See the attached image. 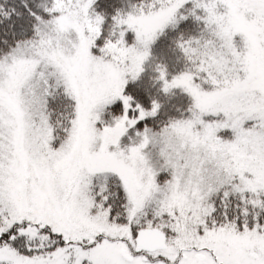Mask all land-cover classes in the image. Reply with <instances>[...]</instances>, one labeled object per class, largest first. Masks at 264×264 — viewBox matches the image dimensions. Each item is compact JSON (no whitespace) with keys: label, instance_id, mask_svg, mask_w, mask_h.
I'll return each mask as SVG.
<instances>
[{"label":"snow or ice","instance_id":"6c2138e0","mask_svg":"<svg viewBox=\"0 0 264 264\" xmlns=\"http://www.w3.org/2000/svg\"><path fill=\"white\" fill-rule=\"evenodd\" d=\"M0 264H264V0H0Z\"/></svg>","mask_w":264,"mask_h":264},{"label":"rangeland","instance_id":"374dc122","mask_svg":"<svg viewBox=\"0 0 264 264\" xmlns=\"http://www.w3.org/2000/svg\"><path fill=\"white\" fill-rule=\"evenodd\" d=\"M162 40H163V38H162ZM159 43H160V42H158L157 45H154V50H155L156 52L159 51V47H158ZM149 74H150V70H147V69H146L145 76H148Z\"/></svg>","mask_w":264,"mask_h":264},{"label":"trees","instance_id":"16d2710c","mask_svg":"<svg viewBox=\"0 0 264 264\" xmlns=\"http://www.w3.org/2000/svg\"><path fill=\"white\" fill-rule=\"evenodd\" d=\"M162 39V38H161ZM159 42V41H158ZM144 79L146 80L147 79V76H145V74H144Z\"/></svg>","mask_w":264,"mask_h":264}]
</instances>
